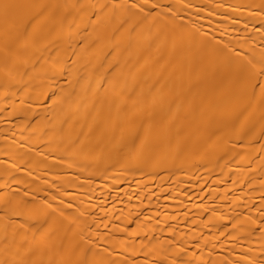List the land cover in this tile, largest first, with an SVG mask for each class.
I'll return each mask as SVG.
<instances>
[{"label":"bare ground","instance_id":"obj_1","mask_svg":"<svg viewBox=\"0 0 264 264\" xmlns=\"http://www.w3.org/2000/svg\"><path fill=\"white\" fill-rule=\"evenodd\" d=\"M0 264H264V0H0Z\"/></svg>","mask_w":264,"mask_h":264}]
</instances>
